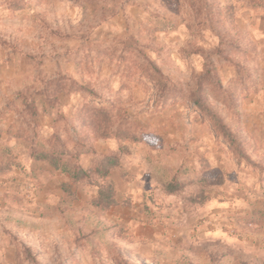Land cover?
<instances>
[{"label":"rangeland","instance_id":"1","mask_svg":"<svg viewBox=\"0 0 264 264\" xmlns=\"http://www.w3.org/2000/svg\"><path fill=\"white\" fill-rule=\"evenodd\" d=\"M101 106L139 139L98 138L81 114ZM54 134L97 184L120 162L123 205L64 193L31 158ZM0 264H264V1L0 0Z\"/></svg>","mask_w":264,"mask_h":264},{"label":"trees","instance_id":"2","mask_svg":"<svg viewBox=\"0 0 264 264\" xmlns=\"http://www.w3.org/2000/svg\"><path fill=\"white\" fill-rule=\"evenodd\" d=\"M252 1L261 2L264 0ZM21 8L22 6L17 5L15 10H20ZM66 87V83L61 80H55L51 83V88L54 91V98L51 101H44V111H47V105H51L52 103L59 101L60 94L66 93ZM194 102L202 111L204 116L212 121L216 133L223 136L230 143L231 147L235 149L236 153H241L236 138L229 131L220 116L213 112L205 101L199 99L196 95L194 96ZM52 107H55V105ZM31 109L33 114L38 113L35 106H31ZM85 109L86 110L82 111L81 114L82 120L85 124L87 122L92 124L98 138L105 140L115 138L117 140L132 141H137L139 139V136L130 132L124 124L116 127V120L112 110L104 106ZM89 153H92L91 148H84L79 152L74 153L62 142L58 134H54L51 138L38 141L37 145L32 149L31 158L35 161L46 162L56 171H59L69 177V181L62 185V189L68 197H76V193L73 191L75 185L88 182L89 184L96 185L98 187L97 197L92 201L94 207L97 209L106 211L110 208L123 205V203L118 200L114 182L109 180L111 171L120 167V162L112 157L105 156L95 168L96 176L103 181V184H97L91 180L88 171L73 160L82 154ZM184 185L185 183L174 179L167 184L166 190L169 193H174L183 188Z\"/></svg>","mask_w":264,"mask_h":264}]
</instances>
